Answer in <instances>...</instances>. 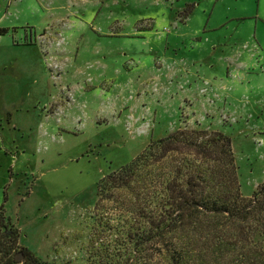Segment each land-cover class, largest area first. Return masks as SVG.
Masks as SVG:
<instances>
[{
    "label": "rangeland",
    "instance_id": "obj_1",
    "mask_svg": "<svg viewBox=\"0 0 264 264\" xmlns=\"http://www.w3.org/2000/svg\"><path fill=\"white\" fill-rule=\"evenodd\" d=\"M0 28L13 256L126 264L125 194L98 202L96 182L179 128L228 135L241 194L264 186V0H0ZM250 236L246 258L231 245L196 259L264 264V233Z\"/></svg>",
    "mask_w": 264,
    "mask_h": 264
},
{
    "label": "trees",
    "instance_id": "obj_2",
    "mask_svg": "<svg viewBox=\"0 0 264 264\" xmlns=\"http://www.w3.org/2000/svg\"><path fill=\"white\" fill-rule=\"evenodd\" d=\"M96 189L98 202L113 204L125 194L119 210L133 217L122 238L126 264H204L196 257L231 245L246 258L255 251L250 235L264 233V186L241 194L231 138L219 131L179 128L151 139L129 163L100 177ZM2 221L0 208V264H46L26 249L17 261L18 231ZM256 254L263 260V252Z\"/></svg>",
    "mask_w": 264,
    "mask_h": 264
},
{
    "label": "water",
    "instance_id": "obj_3",
    "mask_svg": "<svg viewBox=\"0 0 264 264\" xmlns=\"http://www.w3.org/2000/svg\"><path fill=\"white\" fill-rule=\"evenodd\" d=\"M23 258H24V254H23L22 252H20V253H18V254L16 255V260H17V261H21Z\"/></svg>",
    "mask_w": 264,
    "mask_h": 264
},
{
    "label": "crops",
    "instance_id": "obj_4",
    "mask_svg": "<svg viewBox=\"0 0 264 264\" xmlns=\"http://www.w3.org/2000/svg\"><path fill=\"white\" fill-rule=\"evenodd\" d=\"M9 168V167H8ZM8 170V169H7ZM4 196H6V193L4 192ZM3 203H4V201H3Z\"/></svg>",
    "mask_w": 264,
    "mask_h": 264
}]
</instances>
